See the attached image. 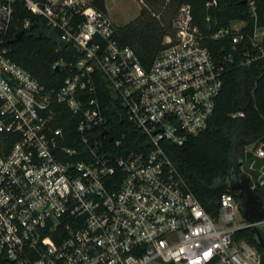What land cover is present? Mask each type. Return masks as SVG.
<instances>
[{"label": "built area", "instance_id": "1", "mask_svg": "<svg viewBox=\"0 0 264 264\" xmlns=\"http://www.w3.org/2000/svg\"><path fill=\"white\" fill-rule=\"evenodd\" d=\"M12 1L0 0V40ZM98 1L22 0L67 46L68 58L52 64L64 72L55 89L0 45V254L9 264H260L234 238L251 227L233 221L239 200L223 193L206 212L163 142L181 145L212 114L223 64L204 38L227 34L248 63L264 55V25L206 34L180 2L142 61ZM100 89L113 108L102 107ZM115 116L128 126L110 124ZM254 153L264 159V144Z\"/></svg>", "mask_w": 264, "mask_h": 264}, {"label": "trees", "instance_id": "2", "mask_svg": "<svg viewBox=\"0 0 264 264\" xmlns=\"http://www.w3.org/2000/svg\"><path fill=\"white\" fill-rule=\"evenodd\" d=\"M145 1L150 8L141 6L132 20L116 26L115 31L118 40L130 45L142 61L150 59L162 45L164 34L170 31L171 16L180 2L190 4L193 22L206 34L225 26L233 18H243L247 31L254 22L264 25V0H252L254 16L249 13L247 2L242 0H168L173 6L165 20L161 13L163 0ZM98 6L103 7L101 0ZM12 8V19L1 35L0 45L7 46V55L46 89L57 88L64 72L62 67H53L52 64L60 57L68 58L67 46H58L56 30L24 7L22 0H13ZM24 19L28 21L26 27H22ZM18 30H21L20 36L11 41ZM204 42L214 58L223 64L222 83L212 114L205 127L187 137L181 145L163 143L167 156L202 208L214 215L221 194L230 193L238 199L236 190L229 186V179L246 176L251 186L248 174L239 168L256 147L264 144V55L248 63H239L240 45L232 48L230 37H205ZM227 54L231 60L224 59ZM98 98L102 107L113 108L106 90L100 89ZM234 112L241 114L232 116ZM116 119L117 116L113 117L109 123L118 125L119 129L128 126ZM73 124L62 122L64 128H71ZM258 159L264 163V159ZM252 190L264 208V185L252 187ZM234 238L253 246L260 255V264H264V254L250 227L235 231ZM0 264H9L1 254Z\"/></svg>", "mask_w": 264, "mask_h": 264}, {"label": "rangeland", "instance_id": "3", "mask_svg": "<svg viewBox=\"0 0 264 264\" xmlns=\"http://www.w3.org/2000/svg\"><path fill=\"white\" fill-rule=\"evenodd\" d=\"M248 1L249 0H245V2H247L248 4L249 9L253 8L251 4L248 3ZM162 3H163V7L161 9V13H163L162 16L163 19L165 20L170 10L172 9L173 5L170 4L168 0H163ZM209 3L210 2H206V4ZM148 5H149L148 2H146L145 0H105L107 14L111 19V21L116 26H121L129 22L137 15L138 9L141 6H148ZM206 19H208V15L206 16ZM245 25H246V21L243 18H233L230 19L225 26H220L218 28H224V29H228L231 32H235V31L243 30L245 28ZM200 31L204 33V30L200 29ZM221 37H229V36L226 34ZM251 155L252 156L249 159H245L244 164H242V166L239 169L245 174H248L250 178L251 187L256 188V187H260L261 185H264V163L259 162L260 160L256 157L254 150L251 152ZM233 221L235 223H240L242 221H245L239 210L234 213ZM221 223H222L221 219H218L216 226H222Z\"/></svg>", "mask_w": 264, "mask_h": 264}, {"label": "water", "instance_id": "4", "mask_svg": "<svg viewBox=\"0 0 264 264\" xmlns=\"http://www.w3.org/2000/svg\"><path fill=\"white\" fill-rule=\"evenodd\" d=\"M242 1L245 2V0ZM20 34L21 30H18L11 41L18 38ZM58 44L60 46L65 45L62 40H59ZM230 188L236 190V195L239 200V211L244 220L251 225L250 228L253 230V238L264 254V225L258 223L263 219L264 215V208L261 202L256 193L252 190V187L249 186L246 176L237 179L230 185Z\"/></svg>", "mask_w": 264, "mask_h": 264}, {"label": "flooded vegetation", "instance_id": "5", "mask_svg": "<svg viewBox=\"0 0 264 264\" xmlns=\"http://www.w3.org/2000/svg\"><path fill=\"white\" fill-rule=\"evenodd\" d=\"M237 179H239V178H235V179H233L232 181L229 179V180H228L229 186H230L231 184H233Z\"/></svg>", "mask_w": 264, "mask_h": 264}]
</instances>
